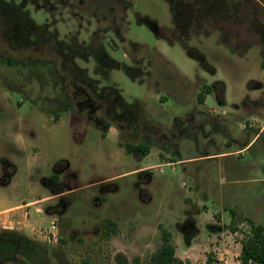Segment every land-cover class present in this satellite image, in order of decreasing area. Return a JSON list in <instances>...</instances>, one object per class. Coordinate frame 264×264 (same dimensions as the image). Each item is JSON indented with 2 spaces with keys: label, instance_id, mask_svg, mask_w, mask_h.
Here are the masks:
<instances>
[{
  "label": "rangeland",
  "instance_id": "obj_1",
  "mask_svg": "<svg viewBox=\"0 0 264 264\" xmlns=\"http://www.w3.org/2000/svg\"><path fill=\"white\" fill-rule=\"evenodd\" d=\"M2 162L0 204L67 191L27 209L57 240L0 227L22 236L0 264H145L162 228L178 258L238 264L264 226V0H0Z\"/></svg>",
  "mask_w": 264,
  "mask_h": 264
},
{
  "label": "trees",
  "instance_id": "obj_2",
  "mask_svg": "<svg viewBox=\"0 0 264 264\" xmlns=\"http://www.w3.org/2000/svg\"><path fill=\"white\" fill-rule=\"evenodd\" d=\"M87 87H91V84L85 82ZM201 102V101H199ZM63 112V111H62ZM62 112L52 113L54 120L59 119ZM108 129L111 125L106 124ZM105 131L102 132L104 136ZM128 153L140 151L142 156H146L150 152V146L147 144H133L128 141H120ZM57 165L54 166L55 169ZM50 181L56 182V175L52 173ZM57 183V182H56ZM58 203L54 206H47L45 212L52 214L59 212ZM250 229L246 236L240 241L241 249L238 256L239 264H264V226L259 223H255L252 220H248ZM103 225L106 227V233L109 234L116 230L115 223L111 219H105ZM0 233L10 234L15 236V241L22 238L21 234L11 230H0ZM26 238V237H25ZM27 241V240H26ZM145 264H191L189 260H182L175 255V246L172 243L171 233L165 229H161V244L159 247L150 255L148 261ZM205 264H211L210 258L208 257Z\"/></svg>",
  "mask_w": 264,
  "mask_h": 264
},
{
  "label": "crops",
  "instance_id": "obj_3",
  "mask_svg": "<svg viewBox=\"0 0 264 264\" xmlns=\"http://www.w3.org/2000/svg\"><path fill=\"white\" fill-rule=\"evenodd\" d=\"M62 117H59V119ZM52 119V118H51ZM57 120H53V121H58ZM62 170L64 168H67L68 164L67 162H56L53 165V168L55 165H59V164H63ZM2 165H4L1 168L0 171V186H6L9 182H10V177L14 174L15 172V166L13 164H9L8 162H2ZM3 168L6 169L7 171V175L3 176ZM148 168V166H142L140 168H138L137 172L139 174H142L143 171H146ZM52 175V174H51ZM50 175V176H51ZM48 176V177H50ZM48 177H44V179L48 178ZM43 179V178H42ZM44 186H47L45 183H43ZM65 191H60V192H50L49 195L37 198V199H33V200H29L27 202H20V203H16V204H0V227L1 228H8V229H15L17 231H20L21 233H23L25 236L27 237H31L34 238V236H39L38 232H40V228L39 227H35L33 226L29 219H28V215H27V209L30 208L33 205H39L42 204L43 202H47L50 200H54L57 197H61L65 192ZM56 203H51L50 205H55ZM35 210L37 212H41L43 210V208L40 207H36ZM49 216V214H48ZM7 224V225H6ZM195 230L198 232V228L196 227ZM170 232V231H169ZM171 233V232H170ZM223 232H218L217 233V237H222ZM157 240V248L159 247V245L161 244V239L159 237V234H155V238ZM172 239V243L174 244V246L176 245V240L175 238L171 237ZM229 236H225L222 240L217 239V238H213L210 237L209 238V242H217L218 243V247L220 248L223 243L224 244H229ZM238 244V253L236 254V257L238 258L239 254H240V249H241V243L240 241L237 243ZM214 245H216L214 243ZM186 246H187V251H191L192 248L194 246H197L196 244L192 243V239L189 240V242H186ZM207 247V248H206ZM204 248V250L208 249V246H206ZM187 259H189L188 255L185 256ZM181 259V258H180ZM183 260V259H182ZM237 263L239 264V260L237 259Z\"/></svg>",
  "mask_w": 264,
  "mask_h": 264
},
{
  "label": "built area",
  "instance_id": "obj_4",
  "mask_svg": "<svg viewBox=\"0 0 264 264\" xmlns=\"http://www.w3.org/2000/svg\"><path fill=\"white\" fill-rule=\"evenodd\" d=\"M43 237L47 240L56 241L57 240V225L55 219H50L48 226L40 230Z\"/></svg>",
  "mask_w": 264,
  "mask_h": 264
},
{
  "label": "flooded vegetation",
  "instance_id": "obj_5",
  "mask_svg": "<svg viewBox=\"0 0 264 264\" xmlns=\"http://www.w3.org/2000/svg\"><path fill=\"white\" fill-rule=\"evenodd\" d=\"M3 176H5V175H7V171H6V169L5 168H3ZM62 171V170H61Z\"/></svg>",
  "mask_w": 264,
  "mask_h": 264
}]
</instances>
